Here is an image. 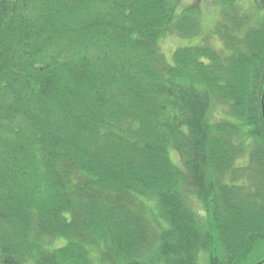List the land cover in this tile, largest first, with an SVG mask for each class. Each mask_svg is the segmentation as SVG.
I'll use <instances>...</instances> for the list:
<instances>
[{"label": "trees", "instance_id": "trees-1", "mask_svg": "<svg viewBox=\"0 0 264 264\" xmlns=\"http://www.w3.org/2000/svg\"><path fill=\"white\" fill-rule=\"evenodd\" d=\"M180 1L0 0V264H264V0Z\"/></svg>", "mask_w": 264, "mask_h": 264}, {"label": "rangeland", "instance_id": "rangeland-1", "mask_svg": "<svg viewBox=\"0 0 264 264\" xmlns=\"http://www.w3.org/2000/svg\"><path fill=\"white\" fill-rule=\"evenodd\" d=\"M193 0H182L180 1L179 3V7H178V12L182 11L183 9L185 8H188L191 6ZM203 2L204 1H207V0H202ZM242 3L244 4L246 1H249V0H241ZM209 4L211 5V7H204L201 9V26H203V28H213V21L214 20H218L217 18L220 17L219 15V11L218 9L215 7V4L209 2ZM243 8V7H242ZM209 41H210V37L207 38ZM213 43L215 42V39L212 41ZM193 43H199L197 42V38L196 37H192V38H188V37H183V36H179L177 34L176 31L172 32L171 35H168L167 37H165V39L161 42V48L163 49V52H164V55L166 57V59H168L169 63L172 64L174 62V59H173V55H174V52L182 47V46H186V45H192ZM245 158L247 157H244L242 158V161L241 162H244L246 163V160ZM150 204H155L154 202H150ZM159 213L164 216V211L163 209H161L159 211ZM163 227V225H161V228ZM160 228V225H155V227L153 228V230L156 232H158ZM158 239V235L156 237V241ZM100 261L103 263V264H109L107 261L105 262L104 261V258H101Z\"/></svg>", "mask_w": 264, "mask_h": 264}]
</instances>
